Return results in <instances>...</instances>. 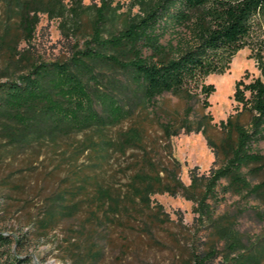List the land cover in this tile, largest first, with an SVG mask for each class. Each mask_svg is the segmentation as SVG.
<instances>
[{"label": "trees", "instance_id": "1", "mask_svg": "<svg viewBox=\"0 0 264 264\" xmlns=\"http://www.w3.org/2000/svg\"><path fill=\"white\" fill-rule=\"evenodd\" d=\"M121 7L118 0L99 4L0 0V162L19 151L40 149L73 133L102 130L119 122L134 106H125L124 96L115 90L130 81L140 88L138 98L147 105L164 93L176 95L186 101L185 116L174 128L170 120L162 123L164 133L170 137L181 129L201 131L218 165L208 174L191 170L190 182L185 184L173 155L172 167L159 168L151 158H144L124 190L96 180L87 199L102 214L93 210L87 223L80 222L79 235L68 239L74 249L72 262L101 260L105 244L96 235L103 219L123 213L129 218L132 213L142 215L151 209L152 194L168 192L194 202L196 221L215 240L206 248L191 249L188 264H264V236L247 238L236 227V214L219 211L230 193L245 203L257 201L252 209L264 220V151L258 147L264 140V0H133L129 6V10L137 8L133 14H125ZM41 14L59 19L63 31H73L74 50L68 59L38 60L20 46L30 44ZM168 32L172 35L165 38ZM245 46L251 49L259 75L248 83L236 82L234 97L242 109L220 121L221 135L214 138L208 132L212 127L208 114L189 119L190 102L202 94L203 106L208 105L214 86L205 84L204 78L222 73ZM94 97H100L107 109H97ZM243 113L246 121L241 119ZM141 135L131 127L116 142L105 139V152L113 145L125 152L142 142ZM85 149L86 145L77 153ZM3 184H8V178H3ZM78 187L84 189L81 183ZM70 193L53 191L40 215L17 232L7 231L0 212V264H42L29 251L32 234H42L77 214L81 201L69 197ZM143 225L149 224L145 220ZM219 241L224 252L216 248Z\"/></svg>", "mask_w": 264, "mask_h": 264}, {"label": "rangeland", "instance_id": "2", "mask_svg": "<svg viewBox=\"0 0 264 264\" xmlns=\"http://www.w3.org/2000/svg\"><path fill=\"white\" fill-rule=\"evenodd\" d=\"M118 1L122 5L120 11L125 14L137 11V8L129 10L133 0ZM83 2L99 4L100 0ZM72 32L71 29L63 31L59 19L41 14L30 44L21 43L20 46L27 48L26 55L31 58L66 60L74 50ZM171 35L168 32L165 38ZM258 75L251 49L247 46L239 49L222 73H211L204 78L203 82L212 84L214 90L207 98L206 107L203 106L202 94L199 95L200 99L190 102L192 111L189 119L197 120L202 114H208L212 125L208 132L214 138H219L220 121L242 109V104L234 97L236 82L248 83ZM115 91L124 96L125 106H134L133 112L119 122L102 130L89 128L73 133L60 138L56 144L45 143L40 149L19 151L0 162L1 222L8 232H17L20 227L28 228L40 215L46 197L53 191L69 190L72 192L69 197L81 201L80 210L75 216L60 220L42 234H32L29 251L42 264H74V249L68 239L74 240L79 235L76 230L79 231L80 222L87 223L91 212L99 209L87 199V194L94 190L96 180L116 190H124L129 176L137 167H141L144 158H151L159 168L172 167L173 155L179 162L178 176L189 184L191 170L194 169L199 175L208 174L219 163L215 161L214 151L201 131L185 132L181 129L170 137L164 133L162 123L170 120L174 128L182 122L187 105L184 99L164 93L147 105L138 98L140 88L131 81L124 89ZM246 95L249 93L246 92ZM94 102L100 111L107 109L100 97H94ZM241 119L246 121L247 115L243 113ZM131 127L142 134L140 144L128 147L125 152L113 145L109 147V152H105L106 144L102 141L116 142L120 134ZM91 140L96 144L91 145ZM84 145L87 149L77 153ZM258 147L264 151V140L260 141ZM145 149L147 154L143 151ZM3 178H8L7 185L3 184ZM80 183L84 189L78 187ZM257 205L255 200L245 203L237 195L228 193L219 211L236 214V227L253 240L257 236H264V220L258 219L252 209ZM193 206L194 202L181 194L154 193L151 195V209L144 214L129 213L132 215L129 218L123 213L109 220L103 219L100 234L96 236L105 247L97 264H188L191 249L200 250L215 242L196 221ZM99 214H102L100 209ZM145 220L149 224L146 227L143 225ZM216 248L225 251L222 241L217 242Z\"/></svg>", "mask_w": 264, "mask_h": 264}]
</instances>
